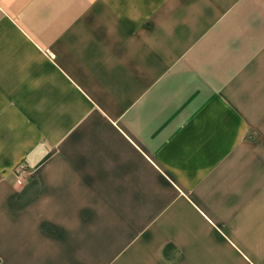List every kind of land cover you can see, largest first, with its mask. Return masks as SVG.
Instances as JSON below:
<instances>
[{"label": "crops", "instance_id": "crops-1", "mask_svg": "<svg viewBox=\"0 0 264 264\" xmlns=\"http://www.w3.org/2000/svg\"><path fill=\"white\" fill-rule=\"evenodd\" d=\"M0 264H264V0H0Z\"/></svg>", "mask_w": 264, "mask_h": 264}, {"label": "built area", "instance_id": "built-area-1", "mask_svg": "<svg viewBox=\"0 0 264 264\" xmlns=\"http://www.w3.org/2000/svg\"><path fill=\"white\" fill-rule=\"evenodd\" d=\"M13 172L17 180H23L30 175L31 167L25 160H22L15 166Z\"/></svg>", "mask_w": 264, "mask_h": 264}]
</instances>
